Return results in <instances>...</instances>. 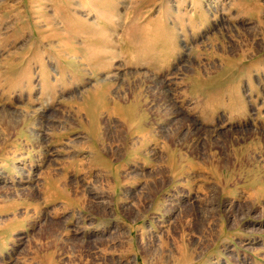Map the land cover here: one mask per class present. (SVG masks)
<instances>
[{
    "label": "rangeland",
    "instance_id": "1",
    "mask_svg": "<svg viewBox=\"0 0 264 264\" xmlns=\"http://www.w3.org/2000/svg\"><path fill=\"white\" fill-rule=\"evenodd\" d=\"M0 264H264V0H0Z\"/></svg>",
    "mask_w": 264,
    "mask_h": 264
},
{
    "label": "bare ground",
    "instance_id": "2",
    "mask_svg": "<svg viewBox=\"0 0 264 264\" xmlns=\"http://www.w3.org/2000/svg\"><path fill=\"white\" fill-rule=\"evenodd\" d=\"M192 11H193V10H192ZM200 13H202L201 10H200ZM200 13H199V14H200ZM195 15H197V14H195ZM195 15L192 14L191 16H189L190 19L192 20V18H194ZM190 19H189V20H190ZM102 96H104V95H102ZM96 97H97V96H96ZM100 102H101V101H100ZM96 104H97V103H96ZM94 106H96L95 103H94ZM97 106H98V105H97ZM113 106H114V105H113ZM137 106H138V105H137ZM85 107H86V106H85ZM111 108H112V107H111ZM121 108H122V107H121ZM125 108H127V106H126ZM125 108H124V109L122 108V109L125 110ZM128 108H130V106H128ZM128 108H127L126 110H128ZM131 108H132V107H131ZM116 109H117V108H116ZM118 109H119V106H118ZM118 109H117V111H119ZM122 109H120V110L122 111ZM138 109H139V108H138ZM86 110H87V109H86ZM108 110H109V109H108ZM108 110H107V111H108ZM111 110H112V109H111ZM87 111H88V110H87ZM130 111H131V110H130ZM114 112H115V111H114ZM123 112H125V111H123ZM112 114H113V113H112ZM93 115H94V114H93ZM120 115H121V114H120ZM124 115H125V114H124ZM118 116H119V115H118ZM93 117H94V116H93ZM97 119H98V118H97ZM90 120H92V118H91ZM121 120H122V119H121ZM95 121H96V120H95ZM91 123H93V122H91ZM97 123H98V122H97ZM97 123H96V124H97ZM93 124H94V123H93ZM93 124H92V125H93ZM96 126H97V125H96ZM94 129H95V127H94ZM147 140H148V139H147ZM150 140H151V139H150ZM144 141H145V140H144V136H143V137H141V141L139 140V144H138V146H139V147H140V146H141V147L144 146V145H145V142H144ZM138 149H139V148H138ZM97 157H98V156H97ZM92 160H93V158H92ZM102 162H103V161H102ZM91 163H93V162H91ZM95 163H96V160H95ZM259 193H260V192H259ZM255 194H258V193H255ZM62 197H63V196H62ZM255 197H256V195H255ZM11 220H12V219H11ZM11 220H10V222H11ZM5 222H6V221H5ZM10 222H9V223H10ZM15 225H16V224H15ZM187 252H188V251H187ZM36 253H37V252H36ZM147 254H148V253H147Z\"/></svg>",
    "mask_w": 264,
    "mask_h": 264
},
{
    "label": "crops",
    "instance_id": "3",
    "mask_svg": "<svg viewBox=\"0 0 264 264\" xmlns=\"http://www.w3.org/2000/svg\"><path fill=\"white\" fill-rule=\"evenodd\" d=\"M139 140L141 141V138H139ZM138 148L140 149V148H142L141 146L139 147V146H136V149H137V151H138ZM10 220V219H9ZM14 224H16L15 223V221H11L10 223H4L3 225L4 226H13ZM12 231H10L9 233H11Z\"/></svg>",
    "mask_w": 264,
    "mask_h": 264
}]
</instances>
